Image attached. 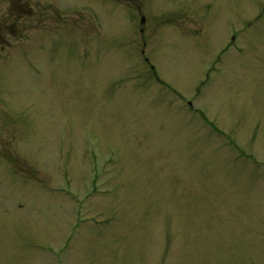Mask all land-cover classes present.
Here are the masks:
<instances>
[{"label": "rangeland", "instance_id": "rangeland-1", "mask_svg": "<svg viewBox=\"0 0 264 264\" xmlns=\"http://www.w3.org/2000/svg\"><path fill=\"white\" fill-rule=\"evenodd\" d=\"M0 264H264V0H0Z\"/></svg>", "mask_w": 264, "mask_h": 264}, {"label": "water", "instance_id": "water-1", "mask_svg": "<svg viewBox=\"0 0 264 264\" xmlns=\"http://www.w3.org/2000/svg\"><path fill=\"white\" fill-rule=\"evenodd\" d=\"M145 22V18H142L141 19V23L143 24Z\"/></svg>", "mask_w": 264, "mask_h": 264}]
</instances>
